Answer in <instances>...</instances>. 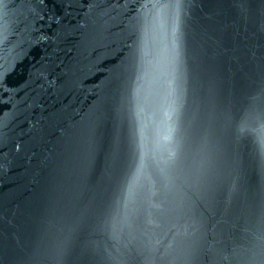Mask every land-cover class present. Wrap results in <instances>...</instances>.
Listing matches in <instances>:
<instances>
[{"label": "water", "instance_id": "1", "mask_svg": "<svg viewBox=\"0 0 264 264\" xmlns=\"http://www.w3.org/2000/svg\"><path fill=\"white\" fill-rule=\"evenodd\" d=\"M0 264H264V0H0Z\"/></svg>", "mask_w": 264, "mask_h": 264}]
</instances>
